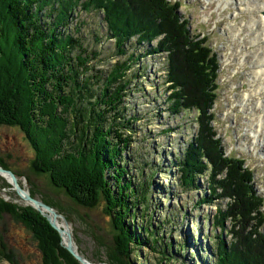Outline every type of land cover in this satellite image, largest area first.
<instances>
[{
    "label": "trees",
    "instance_id": "16d2710c",
    "mask_svg": "<svg viewBox=\"0 0 264 264\" xmlns=\"http://www.w3.org/2000/svg\"><path fill=\"white\" fill-rule=\"evenodd\" d=\"M180 8V1L170 0H0V126L26 133L36 151L35 170L50 173L56 187L83 207H94L102 197L122 222L147 203L146 190L139 192L126 177L130 160L122 155L132 142L123 133L132 131L130 124L119 120L124 118L133 56L108 72L93 71L90 61L98 53L84 47L69 26L76 9L100 12L118 57L127 55L133 38L138 45L156 41L148 54L165 55L170 114L197 113L196 135L175 157L178 183L186 192L198 190L207 176L208 195L198 205L229 200L227 209L217 207L212 219L214 264H264V197L254 187V171L243 158L226 155L212 125L219 57L207 37L192 33ZM44 119L48 123L41 127ZM0 166L10 170L3 161ZM150 168L153 177L156 169ZM151 179L143 182L146 188ZM4 214L34 235L42 264H79L62 246L59 233L33 208L0 200V219ZM125 229L116 237V250L128 257L133 227ZM141 229L155 235L150 227ZM2 240L0 235L1 256L12 260ZM141 240L138 236L136 243ZM108 262L130 264L111 253Z\"/></svg>",
    "mask_w": 264,
    "mask_h": 264
},
{
    "label": "rangeland",
    "instance_id": "374dc122",
    "mask_svg": "<svg viewBox=\"0 0 264 264\" xmlns=\"http://www.w3.org/2000/svg\"><path fill=\"white\" fill-rule=\"evenodd\" d=\"M170 1L181 2L180 14L189 20L192 33L207 37L208 46L219 57V89L212 110L215 113L212 125L223 139L226 154L243 158L246 166L254 171V187L264 197V75L262 80L255 76L256 64L264 57L261 2ZM102 18L100 12L76 9L69 32L80 38L90 52L98 53L90 61L93 71L108 72L117 62L133 56L128 72L131 84L125 98L124 118L119 122L130 124L132 129L129 132L123 130L124 136L132 139L128 151L122 154L130 160L126 177L132 179L139 192L146 190V205L137 206L119 222L117 216L108 211L102 197L94 207L78 204L65 189L53 184L50 173L35 170L36 151L19 127L0 126V161L9 166L31 196L54 204V207L48 205L60 215L58 224L65 226L67 221L78 250L94 264H109L110 253L130 264H214L212 252L216 241L212 219L217 207L227 209L229 200L199 206L203 195H208L207 176L200 180V189L186 192L178 183L175 164V157L182 155L185 144L196 135L197 113L191 110L178 116L170 114L166 99L169 93L165 83V55L148 54L156 41L138 45L133 38L128 43L127 55L118 57ZM262 64L264 67V62ZM40 123L44 127L48 122L44 119ZM260 130L258 137L255 131ZM150 165L156 169L153 177ZM150 179V186L146 188L143 182ZM133 197L131 195L132 202ZM0 200L33 208L25 204L3 176H0ZM226 226L230 227L229 222ZM126 227H133L131 233L137 237L132 236L128 257L116 250L120 249L116 237L126 231ZM149 227L156 236L150 237L141 229ZM217 234H220L218 229ZM0 235L4 253L12 258H2L3 251L0 250V264H42L34 235L13 217L2 216ZM138 236L143 239L142 244L136 243Z\"/></svg>",
    "mask_w": 264,
    "mask_h": 264
},
{
    "label": "water",
    "instance_id": "95a60500",
    "mask_svg": "<svg viewBox=\"0 0 264 264\" xmlns=\"http://www.w3.org/2000/svg\"><path fill=\"white\" fill-rule=\"evenodd\" d=\"M0 176L8 179L16 194L24 200L27 206H32L47 219L52 228L59 233L62 239V245L79 262V264H94L79 252L74 242L73 235L67 225V221H65V228L59 226L58 218L60 215L53 207L31 196V194L19 184L18 178L14 172L0 167Z\"/></svg>",
    "mask_w": 264,
    "mask_h": 264
},
{
    "label": "bare ground",
    "instance_id": "6f19581e",
    "mask_svg": "<svg viewBox=\"0 0 264 264\" xmlns=\"http://www.w3.org/2000/svg\"><path fill=\"white\" fill-rule=\"evenodd\" d=\"M261 3H260V9H259V12L261 13L263 10H264V0H259ZM264 24V20L263 21H261V24L260 25H263ZM261 30L263 31L264 30V28H262V26H261ZM263 34V33H262ZM263 54H264V52H263ZM263 61L262 62H264V57H263V59H262ZM262 62H257V68H258V71L256 72V78L258 79V80H262V75H264V67H263V64H262ZM261 90V89H260ZM255 126V125H254ZM256 127V126H255ZM260 127V126H259ZM258 128V127H257ZM262 128V127H261ZM264 128V127H263ZM262 128V129H263ZM260 134H261V130L260 131H258L257 133H256V131H255V135L256 136H260ZM60 223V222H59ZM60 225V224H59ZM61 226V228L64 226V225H60ZM64 228H65V226H64Z\"/></svg>",
    "mask_w": 264,
    "mask_h": 264
}]
</instances>
